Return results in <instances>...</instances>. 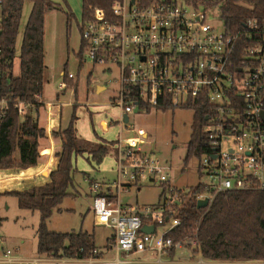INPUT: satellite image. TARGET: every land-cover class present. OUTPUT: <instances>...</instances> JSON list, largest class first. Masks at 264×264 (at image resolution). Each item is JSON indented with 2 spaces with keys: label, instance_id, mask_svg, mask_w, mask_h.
Returning a JSON list of instances; mask_svg holds the SVG:
<instances>
[{
  "label": "built area",
  "instance_id": "obj_1",
  "mask_svg": "<svg viewBox=\"0 0 264 264\" xmlns=\"http://www.w3.org/2000/svg\"><path fill=\"white\" fill-rule=\"evenodd\" d=\"M2 3L0 0V32ZM207 8L194 0H113L107 14L95 6L90 18L81 22L78 56L81 62L88 59L94 64L116 65L118 86L111 104L119 108L120 122L134 106L165 103L186 107L198 99L208 103L210 110L203 126L205 150L197 155L196 171L201 180L194 186L198 187L195 203L206 199L208 204L219 192L264 191V25L259 27L247 19L246 27L259 34L237 50V35L224 27L215 31L206 22ZM10 75L11 59L3 57L0 45V120L10 109L19 116L37 110L32 102L6 88ZM72 78L73 74L62 73L59 89ZM34 100L46 109L54 105L37 94ZM137 135L118 136L114 142L116 187L127 189L142 178L156 182L162 188L158 201L123 204L117 195L100 193L101 184L92 182L94 224L112 228V253L61 257L62 262L264 264V260L204 257L196 232L177 239L169 235L181 224L179 207L187 193L169 182V163L140 147L146 136L143 129H138ZM143 225L152 226V231H142ZM179 249L186 250L188 257L174 259ZM3 255L0 263H16L11 250ZM44 259L36 257L27 264Z\"/></svg>",
  "mask_w": 264,
  "mask_h": 264
},
{
  "label": "trees",
  "instance_id": "obj_2",
  "mask_svg": "<svg viewBox=\"0 0 264 264\" xmlns=\"http://www.w3.org/2000/svg\"><path fill=\"white\" fill-rule=\"evenodd\" d=\"M24 0H3L0 45L4 58H13V45ZM31 7L23 27L19 51V73L10 75L6 88L13 95L35 106L39 103L34 95H41L44 84V15L53 7L50 0H30ZM113 0H81V22L91 16L92 8L101 7L110 14ZM209 7L218 5L222 25L231 35H237L235 49L252 43L259 32L246 27L247 19L264 25V0H194ZM67 20L73 16L65 12ZM81 22L79 31L81 32ZM80 47V46H79ZM80 48L77 52L79 55ZM194 109V120L190 138L186 144L184 162L192 154L204 152L206 138L203 126L210 106L196 100L186 107ZM159 108L171 107L160 104ZM76 116L72 114L67 126L54 131L61 141L55 168L49 172V180L21 190H9L0 194L16 197L21 208L37 210L39 220L36 227V249L49 257L83 258L102 256L104 250L95 246L93 234L87 231L57 232L47 229L46 222L52 210L68 194L72 182L73 156L87 154L95 163L113 151L115 141L103 139L88 140L78 135L75 127ZM44 129L37 119L27 113L22 118L14 109L0 120V169L26 168L34 166L39 157V138ZM111 149V150H110ZM194 187L186 194L179 207L181 224L175 232H169L173 239L196 232L201 253L208 258L233 260H264V191H225L217 193L210 203L198 208ZM100 193H102L100 191ZM160 195V194H159ZM109 245L107 241L105 247ZM61 251V252H60Z\"/></svg>",
  "mask_w": 264,
  "mask_h": 264
},
{
  "label": "rangeland",
  "instance_id": "obj_3",
  "mask_svg": "<svg viewBox=\"0 0 264 264\" xmlns=\"http://www.w3.org/2000/svg\"><path fill=\"white\" fill-rule=\"evenodd\" d=\"M53 7L44 15V102L57 104L63 118L70 120L76 116L75 127L82 133L90 132L93 139L116 141L118 136L128 138L138 136L137 130L143 129L146 136L140 147L148 153H154L172 166L169 182L183 189L187 194L200 182L196 167L198 156L192 154L186 162V144L190 138L194 109L174 106L147 108L134 106L127 114L128 120L120 122V113L116 105L111 104L118 86L117 67L114 64H94L88 59L80 61L77 54L80 46L81 0H50ZM181 1V0H177ZM31 7L30 0H24L18 21L17 33L13 45L11 74L19 73V51L23 27ZM71 12L67 20L65 12ZM206 22L215 31L223 29L218 5L206 9ZM109 68V71L106 68ZM71 73L64 89H59L62 73ZM97 83L105 85L98 91ZM43 108L33 109L31 114L43 119ZM29 113V112H28ZM23 116H21L22 118ZM105 118L108 128L103 130L98 121ZM87 139V138H86ZM89 140V139H88ZM111 150V149H110ZM116 151H109L100 163H95L87 154L73 156L72 182L67 188L68 194L55 206L48 218L47 229L57 232L87 231L93 234L98 250L109 251L112 228L94 224L92 212V182L101 184L100 191L108 197H116L123 204H153L158 201L161 186L156 182L140 179L127 189L117 188ZM4 176V175H3ZM39 212L21 208L11 194H0V258L9 249L16 263L27 264L36 257L45 258L37 264H64L61 257L41 255L36 249V227ZM109 245L105 247L107 241ZM188 257L184 249L176 251L177 258ZM47 258V259H46ZM50 259V260H49ZM49 262V263H48Z\"/></svg>",
  "mask_w": 264,
  "mask_h": 264
},
{
  "label": "crops",
  "instance_id": "obj_4",
  "mask_svg": "<svg viewBox=\"0 0 264 264\" xmlns=\"http://www.w3.org/2000/svg\"><path fill=\"white\" fill-rule=\"evenodd\" d=\"M66 82H68V80H66ZM95 88L97 91L99 88L103 90L105 85L97 83ZM42 96L43 93L40 95V99L43 101ZM39 108H43V119L39 121L38 116L35 118L37 119L38 125L44 129V136L38 140L39 157L37 163L34 166L26 168H1L0 192L16 189L21 190L32 185L43 184L49 180V172L55 168L57 161L55 153L60 150L61 141L58 136L53 134V132L65 128L69 120L62 117L59 108H57V104L52 105L49 109L40 105L37 107L36 111H38ZM117 119L119 120V115ZM123 122H125L124 117ZM98 123L103 130L108 128V123L105 118H100ZM76 129L79 136L89 140H97L93 139V136L89 131L82 133L78 128ZM103 254H107L106 251H104Z\"/></svg>",
  "mask_w": 264,
  "mask_h": 264
},
{
  "label": "water",
  "instance_id": "obj_5",
  "mask_svg": "<svg viewBox=\"0 0 264 264\" xmlns=\"http://www.w3.org/2000/svg\"><path fill=\"white\" fill-rule=\"evenodd\" d=\"M123 117H124V121H126L127 120V115L124 114ZM206 205H207V200L206 199H198L197 202H196V206L198 208L204 207ZM141 230L142 231H146V232H151L152 231V226H150V225H143L141 227Z\"/></svg>",
  "mask_w": 264,
  "mask_h": 264
}]
</instances>
